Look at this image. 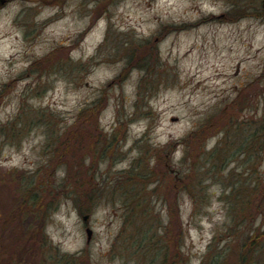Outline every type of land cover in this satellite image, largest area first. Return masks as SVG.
<instances>
[{"label": "rangeland", "instance_id": "374dc122", "mask_svg": "<svg viewBox=\"0 0 264 264\" xmlns=\"http://www.w3.org/2000/svg\"><path fill=\"white\" fill-rule=\"evenodd\" d=\"M1 1L0 264H264V0Z\"/></svg>", "mask_w": 264, "mask_h": 264}, {"label": "trees", "instance_id": "16d2710c", "mask_svg": "<svg viewBox=\"0 0 264 264\" xmlns=\"http://www.w3.org/2000/svg\"><path fill=\"white\" fill-rule=\"evenodd\" d=\"M39 198H41V197H39ZM32 199H34V201L33 202H37V200H38V198L36 197V196H34V198H32ZM42 199V198H41ZM250 237H252V238H254V235H251ZM255 243H252L251 244V246L252 245H254ZM250 246V245H249ZM249 248H251V247H249ZM63 257V256H62ZM255 257L257 258V256L255 255ZM80 259H69L68 261L70 262V264H77L78 263V261H79ZM80 262H82V261H80ZM83 264V263H82Z\"/></svg>", "mask_w": 264, "mask_h": 264}, {"label": "water", "instance_id": "95a60500", "mask_svg": "<svg viewBox=\"0 0 264 264\" xmlns=\"http://www.w3.org/2000/svg\"><path fill=\"white\" fill-rule=\"evenodd\" d=\"M84 218L86 219L87 218V215ZM87 232H88V236L90 238L91 237V234H92V229L88 228L87 229Z\"/></svg>", "mask_w": 264, "mask_h": 264}, {"label": "flooded vegetation", "instance_id": "af4514ba", "mask_svg": "<svg viewBox=\"0 0 264 264\" xmlns=\"http://www.w3.org/2000/svg\"><path fill=\"white\" fill-rule=\"evenodd\" d=\"M6 1V0H5ZM5 1H1V3L3 4Z\"/></svg>", "mask_w": 264, "mask_h": 264}]
</instances>
